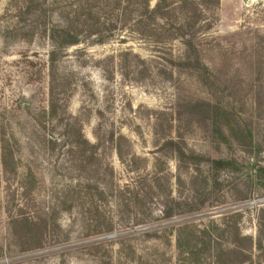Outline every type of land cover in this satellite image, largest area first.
<instances>
[{
    "label": "rangeland",
    "instance_id": "rangeland-1",
    "mask_svg": "<svg viewBox=\"0 0 264 264\" xmlns=\"http://www.w3.org/2000/svg\"><path fill=\"white\" fill-rule=\"evenodd\" d=\"M183 1L162 5L154 31L130 23L62 54L48 122L50 42L21 40L42 13L17 17L0 0V133L19 161L16 173L0 166V264H180L196 245L237 240L248 258L224 264H264V0ZM191 34L202 68L175 66L193 55ZM80 137L94 151L73 149ZM172 201L181 209L163 220ZM19 216L34 226H14ZM213 251L187 262L214 264Z\"/></svg>",
    "mask_w": 264,
    "mask_h": 264
},
{
    "label": "trees",
    "instance_id": "trees-1",
    "mask_svg": "<svg viewBox=\"0 0 264 264\" xmlns=\"http://www.w3.org/2000/svg\"><path fill=\"white\" fill-rule=\"evenodd\" d=\"M15 1V11L17 17H22L27 14H39L40 19L35 22L34 25L30 26L26 31L25 35L22 37V41L31 42L35 38L37 33H42L50 42L51 50L48 54V71H49V113H43V115H48L49 121L54 122V118L57 117L60 96L63 93L62 84L59 80V62L62 54H64L70 48L79 46L85 40H93L96 43L103 44L112 38V34L117 29H125L127 25L133 23V28L138 34L148 33L150 28L153 29L154 22L163 11L162 5L166 3L167 0H159V3L152 8L151 3L154 0H14ZM184 7L193 6L196 7L197 2L195 0H184ZM58 6H63L64 9V19L60 24L50 23L47 12H54ZM165 8V7H164ZM188 23V22H187ZM186 26V25H185ZM182 27V31L185 28ZM185 34V33H183ZM183 37V35H182ZM186 37V36H185ZM184 40V45L188 50V53H193V55H188L186 59L181 60L175 66L185 67V66H201V58L198 54L197 43L195 35H190ZM208 107V105H204ZM39 126L46 129V123L37 120ZM41 128V129H42ZM6 134L0 133V166L6 173H10V165L13 163V173L17 172L18 159L16 157L17 149H15L14 144H11ZM14 140V137H13ZM72 147L79 152L81 144L91 147L92 151L96 148L95 145H91L87 140L78 139L74 141ZM173 149H176L178 155L183 158H189L182 152L178 144L174 142L167 143ZM83 150V149H82ZM84 151V150H83ZM191 160L197 162H204L210 164L215 169L225 168V165L230 164L222 161H203L200 157H191ZM259 177L264 175V167L258 170ZM23 191L26 194L28 192V185H22ZM182 204L180 202L172 201V205L167 207L163 213V220H169L173 218L178 210L181 209ZM14 226L26 229L30 226H34L29 219L24 217H17L13 219ZM95 232L100 234H112L113 226L107 222L99 224L96 220ZM151 237L156 236V234H150ZM243 241L251 243V238L242 237ZM233 244L230 247H223L222 245H217L214 247V251L211 249V242L208 246L202 245L199 247L196 245L189 249L188 252L183 253V258L180 264H189L187 261L189 256L193 258H199L204 255V252L211 253L213 251V262L214 264H224V258L229 259H241L248 258L251 246L244 248L240 246V241ZM94 247H100V245H95ZM184 246L179 245V249L182 252ZM208 250V251H204ZM189 255H188V254ZM223 259V261H222ZM190 264H193L190 262Z\"/></svg>",
    "mask_w": 264,
    "mask_h": 264
}]
</instances>
